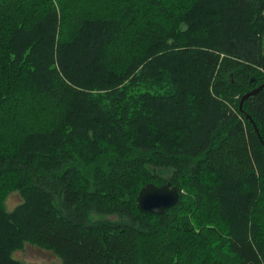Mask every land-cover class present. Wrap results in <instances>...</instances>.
<instances>
[{
  "label": "trees",
  "instance_id": "1",
  "mask_svg": "<svg viewBox=\"0 0 264 264\" xmlns=\"http://www.w3.org/2000/svg\"><path fill=\"white\" fill-rule=\"evenodd\" d=\"M246 116L264 143V0H0V264H264Z\"/></svg>",
  "mask_w": 264,
  "mask_h": 264
},
{
  "label": "water",
  "instance_id": "2",
  "mask_svg": "<svg viewBox=\"0 0 264 264\" xmlns=\"http://www.w3.org/2000/svg\"><path fill=\"white\" fill-rule=\"evenodd\" d=\"M262 87L260 86V88L254 89L246 93L241 100L240 109L242 107L244 100L247 99L249 96L258 92ZM246 118L250 120V122L254 127V130L256 131L258 137L260 138L257 128L254 125L253 121L249 118V116H246ZM260 141L264 146V143L261 140V138ZM178 198H179V193L177 188L171 187L169 183L162 186L147 184L143 186L142 189L139 191L135 201H136L137 209L139 211L146 214L163 215L166 210L170 209L177 203Z\"/></svg>",
  "mask_w": 264,
  "mask_h": 264
},
{
  "label": "rangeland",
  "instance_id": "3",
  "mask_svg": "<svg viewBox=\"0 0 264 264\" xmlns=\"http://www.w3.org/2000/svg\"><path fill=\"white\" fill-rule=\"evenodd\" d=\"M18 201V197H10L7 204L8 209L12 210ZM15 258L24 264H58L51 252L29 244H26L21 251L17 252Z\"/></svg>",
  "mask_w": 264,
  "mask_h": 264
}]
</instances>
